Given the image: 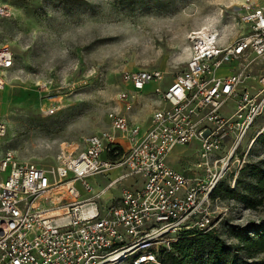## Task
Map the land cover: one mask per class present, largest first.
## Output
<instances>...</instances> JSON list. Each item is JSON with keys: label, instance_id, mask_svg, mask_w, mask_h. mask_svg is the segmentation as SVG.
I'll list each match as a JSON object with an SVG mask.
<instances>
[{"label": "built area", "instance_id": "1", "mask_svg": "<svg viewBox=\"0 0 264 264\" xmlns=\"http://www.w3.org/2000/svg\"><path fill=\"white\" fill-rule=\"evenodd\" d=\"M13 1L0 0V20ZM237 21L244 31L229 41L216 27L187 33L186 66L165 90L155 88L160 98L141 133L131 111L144 84L163 78L160 70L124 71L132 89L118 94L122 104L108 111L109 128L80 148H62L54 164L0 154V264H159L184 231L216 230L221 217L212 215L211 193L221 179L241 174L264 109V3H243ZM223 64L231 67L217 75ZM13 66V51L0 42V89ZM5 130L0 117V137ZM193 142L192 166L168 164L177 145ZM115 168L124 172L82 196L92 192L89 176ZM126 177L132 187L98 202Z\"/></svg>", "mask_w": 264, "mask_h": 264}, {"label": "rangeland", "instance_id": "2", "mask_svg": "<svg viewBox=\"0 0 264 264\" xmlns=\"http://www.w3.org/2000/svg\"><path fill=\"white\" fill-rule=\"evenodd\" d=\"M245 2L264 0H14L0 21V42L14 53V66L0 89V117L6 123L0 154L7 149L21 160L54 164L62 148H80L85 137L109 128L108 111L122 104L118 94L132 89L122 79L124 71L160 70L163 78L144 84L131 111L141 133L160 98L155 88L165 90L186 66L187 33L210 20L225 41L233 40L245 28L237 21ZM185 45L188 54L180 57ZM230 67L223 64L216 74ZM253 129L261 132L249 161L238 177L221 179L212 205V215L221 217L213 232L229 247L228 263L264 264V250L245 248L235 237L243 233L254 238L264 228V183H259L264 174V109ZM195 145H177L167 156L168 164L178 171L192 166ZM123 172L115 168L89 176L92 192L81 190L82 196ZM132 181L126 177L112 185L98 202L110 203ZM76 186L81 189L79 182ZM193 255L196 259L199 252ZM197 261L206 264L204 255Z\"/></svg>", "mask_w": 264, "mask_h": 264}, {"label": "trees", "instance_id": "3", "mask_svg": "<svg viewBox=\"0 0 264 264\" xmlns=\"http://www.w3.org/2000/svg\"><path fill=\"white\" fill-rule=\"evenodd\" d=\"M244 168L245 166L242 167L241 172ZM259 183H264V174L260 176ZM218 185L211 193L213 197L216 196L215 192ZM227 193L229 194L228 191ZM235 237L244 244L245 248L254 247L259 251L264 250V228L257 232L254 238L247 237L243 233H238ZM171 244L170 250L161 254L159 264H187L188 262L196 264L197 259L202 255L206 259V264H235L226 261L230 256L229 247L213 231L201 232L190 229L181 233L180 237ZM195 251L199 252V257L193 259ZM129 264L132 263L129 262Z\"/></svg>", "mask_w": 264, "mask_h": 264}, {"label": "bare ground", "instance_id": "4", "mask_svg": "<svg viewBox=\"0 0 264 264\" xmlns=\"http://www.w3.org/2000/svg\"><path fill=\"white\" fill-rule=\"evenodd\" d=\"M220 17H221V16H220ZM215 18H217V17H215ZM212 25H213V24H212V21H210V20H205V21H203V22H201V23L199 24L198 28L206 29V28H209V27H213ZM224 28H225V25L222 24V29H224ZM187 54H188V46H187V45L182 46V47H181V53H179V56H180V57H186ZM260 132H261V131H258V135L260 134Z\"/></svg>", "mask_w": 264, "mask_h": 264}, {"label": "crops", "instance_id": "5", "mask_svg": "<svg viewBox=\"0 0 264 264\" xmlns=\"http://www.w3.org/2000/svg\"><path fill=\"white\" fill-rule=\"evenodd\" d=\"M1 21V20H0Z\"/></svg>", "mask_w": 264, "mask_h": 264}]
</instances>
